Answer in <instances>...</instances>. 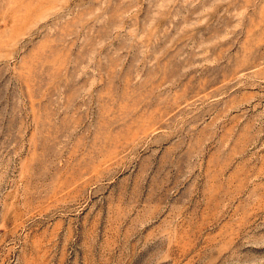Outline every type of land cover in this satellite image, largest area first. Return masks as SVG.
<instances>
[{
	"label": "rangeland",
	"instance_id": "1",
	"mask_svg": "<svg viewBox=\"0 0 264 264\" xmlns=\"http://www.w3.org/2000/svg\"><path fill=\"white\" fill-rule=\"evenodd\" d=\"M0 264H264V0H0Z\"/></svg>",
	"mask_w": 264,
	"mask_h": 264
}]
</instances>
